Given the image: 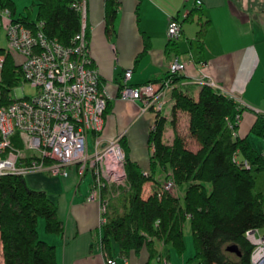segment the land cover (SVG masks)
Instances as JSON below:
<instances>
[{"label": "trees", "instance_id": "trees-1", "mask_svg": "<svg viewBox=\"0 0 264 264\" xmlns=\"http://www.w3.org/2000/svg\"><path fill=\"white\" fill-rule=\"evenodd\" d=\"M31 1L36 7L35 20L27 16L14 17L16 11L11 0H0V9H7L13 22L32 32L40 31L46 39L64 48H74L73 39L80 27V12L76 6L85 0ZM116 9L113 0H105L106 31L111 29ZM192 13L187 14L183 22L190 21ZM208 24L206 20L199 22L198 38L204 35ZM85 35L87 39L86 29ZM149 47L148 37L143 36V48L134 63ZM164 51L177 53L175 42L168 41ZM0 57V106H4L11 102V89L23 79L19 65L4 48H0ZM90 66L94 67L91 59ZM182 79L179 74L166 72L162 79L146 83L160 89L164 81H170L172 115L177 111L188 115V136L198 148L188 149L179 135L170 143H164L165 120L160 113H155L148 131V169L144 174L145 171L129 158L126 140L120 137L128 188L116 199L121 212L115 210L107 214L106 210L101 214L104 222L100 243L107 252L111 242L115 243L121 254L138 252L145 247L149 259L160 256L155 246L157 242L182 254L185 250L182 227L187 221L193 255L185 264L190 261L249 264L252 247L244 232L264 228V158L246 137L234 133L242 110L233 98L206 84L199 87L195 98L192 87L177 84ZM110 109L108 100L103 118ZM250 132L264 137V116L256 119ZM90 134L93 138L94 133ZM158 173H170L176 185L185 186L181 201L161 191ZM148 182H152L153 189L144 198L141 192ZM40 219L44 232L62 234L63 225L57 217L56 206L44 191L29 189L22 175L0 176V243L4 264H56L54 246L38 237ZM231 245L237 247L239 255L226 250Z\"/></svg>", "mask_w": 264, "mask_h": 264}, {"label": "crops", "instance_id": "crops-1", "mask_svg": "<svg viewBox=\"0 0 264 264\" xmlns=\"http://www.w3.org/2000/svg\"><path fill=\"white\" fill-rule=\"evenodd\" d=\"M113 1L117 6L115 19L111 29L106 31L105 0H85L88 53L97 70L99 87L106 91L111 105L103 118L101 142L123 137L129 158L147 171V137L154 113L142 111L140 101L120 97V89L124 84L133 88L149 80L162 79L174 58L187 62L179 74L183 79L177 84L192 87L193 97L196 98L199 87L206 84L238 100L242 112L234 133L249 142L253 123L260 115L264 116V0ZM194 8L199 11L194 12ZM190 12H193L192 19L183 22V15ZM172 18L180 23L181 35L175 42L177 53L166 54V27ZM205 20L209 21V26L198 38L199 22ZM143 36L148 37L150 47L134 63L142 51ZM126 70L131 71L127 82L124 81ZM165 99L160 112L165 120L162 141L170 143L175 135H180L177 127L182 115L187 120L182 136L188 134V115L182 111L172 115L169 92ZM239 128H242L240 134L236 133ZM89 174L87 172L88 179L86 173L78 177L75 168L69 167L66 176H54L47 171L24 176L29 189L46 193L62 222L61 235L44 232L41 219L37 224L39 239L55 248L56 264H107L108 259L114 264H159L158 258L149 259L145 247L138 252L121 254L111 242L109 252L103 249L100 202L99 199L89 200L92 182ZM115 210L121 212L117 200L109 203L106 212L112 214ZM258 233L264 235L261 229ZM184 245V252L177 254L168 245L155 244L160 257H165L170 264H185L192 257L188 251L185 253L190 243L184 240ZM0 264H4L1 243Z\"/></svg>", "mask_w": 264, "mask_h": 264}, {"label": "built area", "instance_id": "built-area-1", "mask_svg": "<svg viewBox=\"0 0 264 264\" xmlns=\"http://www.w3.org/2000/svg\"><path fill=\"white\" fill-rule=\"evenodd\" d=\"M76 9L80 12V27L71 49L46 39L40 31L32 32L13 22L10 12L0 9V27L5 29L4 49L19 65L23 82L33 89L28 96L18 89L15 98L10 96L11 102L0 106V176L24 177L34 171L66 176L69 167L75 168L78 177L89 172L92 176L89 200L99 199L100 213L104 214L108 200L120 196L128 188L125 156L119 145L120 137L104 143L99 137L109 96L99 87L97 70L90 66L85 2ZM180 35V23L170 19L166 27L167 40L176 42ZM1 62L0 57V67ZM186 65V61L174 58L167 72L180 74ZM130 72H124L125 82L130 79ZM163 84L160 89L151 83L133 88L124 84L120 97L140 101L142 111L160 113L166 102L165 95L170 91V81ZM231 98L240 107L238 100ZM239 119L237 117V123ZM91 132L94 137L90 152L87 137ZM262 156L264 158V153ZM160 184L162 192L178 197L171 174ZM105 194L108 197L103 199ZM244 237L252 247L249 264H264V235L257 229H248ZM158 259L159 264H170L165 257ZM106 263L114 264V261L108 259Z\"/></svg>", "mask_w": 264, "mask_h": 264}, {"label": "rangeland", "instance_id": "rangeland-1", "mask_svg": "<svg viewBox=\"0 0 264 264\" xmlns=\"http://www.w3.org/2000/svg\"><path fill=\"white\" fill-rule=\"evenodd\" d=\"M11 1L13 2L14 7H15V11H16L14 17L27 16V17H31L33 20H35L36 7L32 4L31 0H11ZM0 48H5V29H4V27H0ZM20 88L22 89V93L25 96L31 95L33 93V89L29 86V84L21 81L16 87L11 89L10 96L12 98H15L17 96V91ZM186 121L187 120H186L185 115H182L179 117V120H178L179 125L177 127L179 134H180L179 136H181L183 138L185 146L188 149L195 151L198 148L197 143L193 139L189 138L188 134H186V136H182V132H184L185 127H186ZM241 129L242 128H239V131L236 130V133H238V134L242 133ZM248 140H249L251 146L254 148L255 151H257L260 154L264 153V137L262 138V137L254 136L253 134H249ZM87 143H88L89 151L91 152L93 149V138H92L90 133L87 137ZM168 174H170V173H168ZM168 174L167 173H158V174H156V177L160 181H165L166 177H168ZM86 179H88L87 172H86ZM174 183H175V181H174ZM151 185L153 186L152 182L151 183L148 182L144 185L142 192H141L142 197L145 198L147 195H149L151 193V191L153 189V187L150 188ZM175 185H176V183H175ZM184 189H185L184 185H180V186L176 185V190H177V194H178L180 201H181ZM102 197H104L103 199H105L108 197V195L105 194ZM117 198L118 197L110 198L108 200V204H107L106 208L108 209L109 203L113 200H116ZM261 231L264 232V228H261ZM182 232H183V239L185 241L187 240L188 244L190 243L189 250L186 248L185 253H187V251H188V254L193 255L192 254V252H193L192 236H191V232H190L187 221L183 224Z\"/></svg>", "mask_w": 264, "mask_h": 264}, {"label": "water", "instance_id": "water-1", "mask_svg": "<svg viewBox=\"0 0 264 264\" xmlns=\"http://www.w3.org/2000/svg\"><path fill=\"white\" fill-rule=\"evenodd\" d=\"M226 250L229 252L235 253L236 255H239L238 249L235 245L226 247Z\"/></svg>", "mask_w": 264, "mask_h": 264}]
</instances>
